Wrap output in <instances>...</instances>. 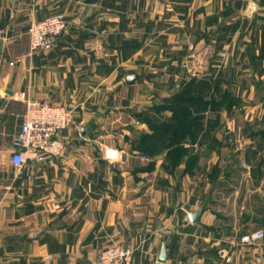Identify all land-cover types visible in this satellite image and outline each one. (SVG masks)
<instances>
[{"label":"crops","instance_id":"1","mask_svg":"<svg viewBox=\"0 0 264 264\" xmlns=\"http://www.w3.org/2000/svg\"><path fill=\"white\" fill-rule=\"evenodd\" d=\"M249 1L0 0V264H98L100 250L110 244L132 247L130 264H264V240L240 239L246 231L264 230V125L244 138L228 118L216 131L214 146L200 148L193 171H185L184 162L170 171L164 154L142 156L130 140L93 135L91 123L80 125L79 133L76 124L88 115L78 110L75 123L63 132L68 142L62 155L28 159L20 169L11 162L28 98L97 99L104 89L110 97L124 88L125 100L114 108L139 112L161 101L159 94H170L154 89L152 103L138 107L137 82H126L137 72L126 65L149 60L143 51L149 17L152 22L178 17L164 24L168 33L187 28L230 33L227 41L235 54L225 61L226 85L244 101L258 97L255 108L264 107V0H252L257 7L251 16ZM56 12L68 17V29L52 49L32 50L30 22ZM218 15L226 17L221 26L200 19ZM182 63V56L172 57L163 76L181 77ZM83 125L87 134L81 133ZM144 130H149L146 123ZM108 145L119 158L105 157ZM203 203L193 222L189 213ZM168 237V257L160 262Z\"/></svg>","mask_w":264,"mask_h":264},{"label":"rangeland","instance_id":"2","mask_svg":"<svg viewBox=\"0 0 264 264\" xmlns=\"http://www.w3.org/2000/svg\"><path fill=\"white\" fill-rule=\"evenodd\" d=\"M151 18L152 17H149V42L147 43L146 48L143 49V51L147 50L146 54L149 52V60L145 59V61L144 58H142V60L140 61L137 60V62L133 66L126 65V67L128 68L127 70L136 69L137 72L141 73L140 75H138V79L134 82H137L135 86L137 89L136 106L142 107L147 103H152L153 96L151 92H154V89H158V91L166 90L165 92H170V94L166 95H160L158 93L159 97L163 99L166 96L175 93L184 79L189 78L193 74L199 76L206 75L211 72V69H214V72H212L213 76L219 77L221 79L222 88H220L219 92L222 93L227 83L225 78V61L227 57H231L233 56V54H235V52H232V48L231 46H229V43L227 41L229 40L227 35H230V33L224 30H202L201 32H193L192 30H188V25L185 23V28H187V30L183 32L170 31V33H168L166 30H163L164 24L167 25L168 23L172 24L173 22H178V17H155L158 22H152ZM179 18H184L185 20H188L189 18L192 19V17ZM197 18L198 17H195L196 21ZM225 18L226 17L223 15H218L216 17H200V19H202L203 22L207 25H209L212 19V22L219 26L225 23ZM214 19L216 20V23ZM259 23H261V21L258 20V24ZM151 26L153 27V29L151 28ZM169 35L170 37H172V39H168ZM199 39L200 41H198ZM178 55L182 56L183 63L180 64V66L182 68L183 65V69L185 70V72L180 74L181 77L179 78H177V76L174 77V79L176 78V84L173 86L172 83L175 80L173 78L168 79L167 75L163 76V74L169 72L167 71V69L171 66V64H168V66H166L168 61L171 60L172 57L176 58ZM184 70H182V72ZM221 71L222 73H220ZM170 72L172 73L171 70ZM248 81L250 82V80ZM122 82H124V79L122 80ZM108 94V90L106 91L104 89L102 94L97 99L95 98V96L91 95H74L72 97L66 98L70 99V101L73 100L80 103L81 106L79 112L83 113L84 111H86V115H88V118L80 116L81 119L76 124L79 125L77 126L78 132L80 133V125L87 122L91 123L94 128L92 132L93 135L101 134L104 138L106 137L110 141L114 138L115 142H121L122 140L137 142L141 133L144 131V123L147 124V122L143 120V114L138 113V111L133 110L131 107H127V111H119L120 109L114 108V106H120L121 100L122 102L125 100L124 96L126 94L124 88L118 90V92L116 93H111L110 97L108 96ZM254 103H258V97L248 98L245 101L241 98L239 104L234 106L233 112H228L229 115L232 114V117L226 116L227 110L225 108L221 109L222 126L224 120L228 118L232 119L236 122V129H238L237 131L241 136H244V138H249L250 136H252V133L255 131V129L263 128L264 125V107L259 105V107L255 108ZM125 104L126 102H124V105ZM110 105H112L113 107ZM135 119L140 120V124H138ZM257 121L260 122L258 123ZM244 145L247 146L248 144ZM107 147L112 146L108 145ZM106 148L103 149L104 154ZM96 151L99 152V150ZM244 162L246 163V165H244ZM241 165L245 168L248 167L247 161H241Z\"/></svg>","mask_w":264,"mask_h":264},{"label":"trees","instance_id":"3","mask_svg":"<svg viewBox=\"0 0 264 264\" xmlns=\"http://www.w3.org/2000/svg\"><path fill=\"white\" fill-rule=\"evenodd\" d=\"M221 86V79L212 72L193 74L183 80L175 93L139 111L150 131L144 130L138 141L132 142L133 149L153 159L164 154V166L170 171L183 162L185 171H193L199 163L200 148L205 143L213 147L217 140L216 131L222 125L221 109L231 113L241 101L227 85L220 93Z\"/></svg>","mask_w":264,"mask_h":264},{"label":"built area","instance_id":"4","mask_svg":"<svg viewBox=\"0 0 264 264\" xmlns=\"http://www.w3.org/2000/svg\"><path fill=\"white\" fill-rule=\"evenodd\" d=\"M69 24L70 20L62 12L33 19L28 29L31 49H52L60 35L68 29ZM80 106V103L73 100L28 98L21 126L14 140L16 149L11 154L13 166L20 169L28 159L42 162L49 155H62L68 142L63 132L75 123V114ZM119 156L116 148H106L107 159L116 160ZM240 239L245 243L263 241L264 230L255 228L246 231ZM133 254L134 249L130 246L112 244L100 251L98 264H130Z\"/></svg>","mask_w":264,"mask_h":264},{"label":"water","instance_id":"5","mask_svg":"<svg viewBox=\"0 0 264 264\" xmlns=\"http://www.w3.org/2000/svg\"><path fill=\"white\" fill-rule=\"evenodd\" d=\"M93 1L95 0H85L86 3H92ZM257 7V3L255 1H252L250 0L249 1V6L247 8V13L251 16L253 11L256 9ZM138 73L137 72H133V73H129L127 76H126V82L129 83V84H132L134 83L137 79H138ZM88 130H89V127L88 126H85L83 125L81 127V133L82 134H87L88 133ZM98 161L100 163H105L106 162V159L103 158V157H100L98 159ZM205 203L201 204L196 210H193L189 213V217L190 219L193 221V222H196L199 217L201 216V213L205 207ZM170 240V237H168L167 239H165L162 243V247H161V252L159 254V258L158 260L160 262H165L167 257H168V249H167V244Z\"/></svg>","mask_w":264,"mask_h":264}]
</instances>
